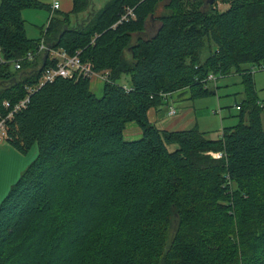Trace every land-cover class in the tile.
Wrapping results in <instances>:
<instances>
[{
	"label": "trees",
	"instance_id": "1",
	"mask_svg": "<svg viewBox=\"0 0 264 264\" xmlns=\"http://www.w3.org/2000/svg\"><path fill=\"white\" fill-rule=\"evenodd\" d=\"M96 1L71 0L30 39L22 11L46 6L0 0V115L52 65L46 53L26 59L43 35L48 49L109 73L100 97L89 79L45 84L9 123L6 142L38 152L0 203V264H264V107L253 81L264 0H167L158 15L163 0ZM126 9L134 18L120 23ZM210 75L241 78L236 125L213 139L149 122V110L171 105L165 95H215ZM129 123L139 139L124 138Z\"/></svg>",
	"mask_w": 264,
	"mask_h": 264
},
{
	"label": "rangeland",
	"instance_id": "2",
	"mask_svg": "<svg viewBox=\"0 0 264 264\" xmlns=\"http://www.w3.org/2000/svg\"><path fill=\"white\" fill-rule=\"evenodd\" d=\"M98 1V0H97ZM96 1V3H97ZM107 0H99L98 8L106 3ZM167 3V0H163L157 9L156 15L164 13L163 6ZM220 11L225 10L226 6L219 4L217 7ZM49 18V12L46 9H26L22 11V19L25 22V33L26 36L30 39L39 38L40 32L45 31L47 22ZM73 25V21H72ZM71 25V26H72ZM150 23L147 27L146 36L150 37L152 33L155 32L158 24L153 23L154 27L152 28ZM208 49L205 48L200 53L201 61H204L207 57ZM261 69L254 72L257 77V82L254 80L256 97L258 102L264 107V72L262 67ZM102 79L104 76H109L108 72L95 73ZM95 76H92L89 80H92ZM105 82V80L103 81ZM215 82V83H214ZM212 82L208 87L215 91V95L207 96L203 98H198L194 102L196 106L195 109L198 112L197 115H202L205 119V122L201 124V129H208L207 137L216 139L222 134V130L227 127L234 126L238 123L237 115L239 113L238 105L243 99V85L241 83V78L239 76H230L228 78L217 79ZM259 82V83H258ZM92 84V83H91ZM121 85H129V78L127 76H122L120 79ZM216 84V85H215ZM217 87L219 89H217ZM169 108L174 109V105L171 104ZM220 108V109H219ZM175 110V109H174ZM262 125L264 129V112L262 114ZM213 118L215 120H211ZM136 140V139H135ZM134 141V140H131ZM6 144H10L6 141L0 143L1 147ZM11 147V146H10ZM12 148V147H11ZM14 154H10L3 150L0 151V203L9 193L11 187L16 183L20 178L22 173L26 168L33 162L37 156V146L34 145L31 150L26 154L22 155L14 151ZM216 153H209L213 156ZM216 158V157H215ZM232 191L237 188V184L234 182L231 183ZM96 218V217H95Z\"/></svg>",
	"mask_w": 264,
	"mask_h": 264
},
{
	"label": "built area",
	"instance_id": "3",
	"mask_svg": "<svg viewBox=\"0 0 264 264\" xmlns=\"http://www.w3.org/2000/svg\"><path fill=\"white\" fill-rule=\"evenodd\" d=\"M59 9V4L57 2H53L49 9V18L47 22L48 27L51 18L54 13ZM134 18V13L131 9H126L124 15L120 19L121 22H127L129 19ZM46 53L48 62L52 65L47 66L39 79L38 84L33 88H28L26 91V95L23 99L18 101L15 104H11L8 101H4L2 103V108L4 110V114L0 115V143L7 141L8 139V125L14 119L15 115L26 110L31 94L38 88L42 87L45 84L52 83L57 79L64 80H72L77 82L81 79H90L92 76H95V72L93 71V65L90 62H84L80 58V53L76 52L73 55H69L64 50H50L46 47L44 42V35L41 37L40 43L37 47L35 53H28L26 56L27 61H34L35 57ZM20 61L13 63V67L15 70L20 69ZM4 60L2 58L1 50H0V65L4 64ZM261 68L255 67L253 72L259 70ZM108 82L107 75L104 76L103 81ZM216 78L214 76H208L207 81H215ZM123 89L129 91V89L124 85ZM166 99L169 98V95H165ZM168 115H175V110L173 108H169ZM214 159L223 158L222 153H216ZM216 157V158H215Z\"/></svg>",
	"mask_w": 264,
	"mask_h": 264
},
{
	"label": "crops",
	"instance_id": "4",
	"mask_svg": "<svg viewBox=\"0 0 264 264\" xmlns=\"http://www.w3.org/2000/svg\"><path fill=\"white\" fill-rule=\"evenodd\" d=\"M38 1L46 6L45 9L48 10V12L52 3L57 2L59 4V9L55 12V14L56 13L67 14L72 9L71 0H38ZM151 24L153 26V23ZM260 67H262V70L264 72V60L262 61ZM253 79L257 82V77L255 76V74H253ZM103 84L104 82L97 75H95V77L92 78V80H90V90L96 97H100L102 95ZM167 99L169 105L173 104L174 107L176 108L175 115L168 116L167 102H166V105L161 109H157V110L151 109L148 111L147 116L150 123L155 125L159 130H165V131H183L196 127L201 132L204 133L209 132L208 129L205 130L201 129L202 128L201 124L202 122L203 123L205 122V119L203 118L202 115H197L198 112L195 109L196 106L194 105L193 101L188 99L187 95H183L180 98H177V100L174 99L169 100V98ZM210 119L215 120L213 118ZM123 136L128 141L139 139L141 137V131L134 123H129L124 130ZM3 150H5L10 154H14L15 153L14 151H16L6 144H4L1 147L0 149L1 153L3 152Z\"/></svg>",
	"mask_w": 264,
	"mask_h": 264
},
{
	"label": "water",
	"instance_id": "5",
	"mask_svg": "<svg viewBox=\"0 0 264 264\" xmlns=\"http://www.w3.org/2000/svg\"><path fill=\"white\" fill-rule=\"evenodd\" d=\"M215 2V0H206V5H212Z\"/></svg>",
	"mask_w": 264,
	"mask_h": 264
}]
</instances>
